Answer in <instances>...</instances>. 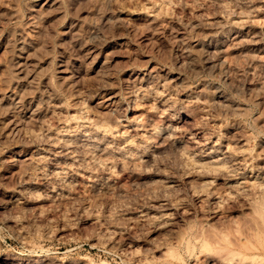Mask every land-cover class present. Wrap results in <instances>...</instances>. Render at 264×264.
I'll return each mask as SVG.
<instances>
[{
    "label": "rangeland",
    "instance_id": "1",
    "mask_svg": "<svg viewBox=\"0 0 264 264\" xmlns=\"http://www.w3.org/2000/svg\"><path fill=\"white\" fill-rule=\"evenodd\" d=\"M263 196L264 0H0V264H222Z\"/></svg>",
    "mask_w": 264,
    "mask_h": 264
},
{
    "label": "bare ground",
    "instance_id": "2",
    "mask_svg": "<svg viewBox=\"0 0 264 264\" xmlns=\"http://www.w3.org/2000/svg\"><path fill=\"white\" fill-rule=\"evenodd\" d=\"M30 3V2H29ZM73 3V2H72ZM32 6V5H31ZM83 6V5H82ZM26 8V7H25ZM31 9V8H30ZM80 9V7L78 8V10ZM40 15V14H39ZM16 19V18H15ZM20 19V18H19ZM110 21V20H109ZM108 21V22H109ZM243 21V20H242ZM239 24V23H238ZM241 27V26H240ZM52 38V37H51ZM93 38V37H92ZM98 38V37H97ZM19 41V40H18ZM96 41V40H95ZM12 43V42H11ZM18 44V43H17ZM12 45V44H11ZM96 45V44H95ZM13 46V45H12ZM32 47V46H31ZM19 48V47H18ZM24 48V47H23ZM26 48V47H25ZM41 48V47H39ZM29 49V48H27ZM44 49V48H43ZM25 49H22V51H24ZM21 51V50H20ZM12 52V51H11ZM37 52V51H35ZM20 54V53H19ZM31 54V53H30ZM32 55V54H31ZM36 55V54H35ZM40 58V56H37ZM15 58V57H14ZM42 58V57H41ZM40 58V59H41ZM18 59V57H17ZM106 60V59H105ZM108 60V58H107ZM15 62V60H14ZM18 62V61H17ZM20 63V62H18ZM26 63V62H25ZM21 64V63H20ZM18 64V66L20 65ZM24 64V63H23ZM27 64V63H26ZM25 64V65H26ZM12 65V64H11ZM10 65V66H11ZM17 65V63H16ZM35 65V64H34ZM15 66V65H14ZM17 66V68H18ZM32 66V65H30ZM37 66V65H36ZM13 67V66H12ZM16 68V67H15ZM24 68V67H23ZM22 69V68H21ZM29 69L27 68L25 72H28ZM13 71V70H12ZM31 71V70H30ZM41 71V70H40ZM14 72V71H13ZM21 72V71H20ZM16 73V72H15ZM29 73V72H28ZM35 73V72H34ZM23 74V73H22ZM26 74V73H25ZM24 74V75H25ZM23 75V76H24ZM30 76V74H29ZM39 76V75H38ZM26 77V76H25ZM48 77V76H47ZM16 78V77H15ZM16 79H20L22 80L20 77L16 78ZM36 79V78H35ZM46 79V77H45ZM48 80V79H47ZM6 83V82H5ZM17 83V82H16ZM36 83V82H35ZM49 84V82H48ZM29 85V84H28ZM30 86V85H29ZM42 86V85H41ZM44 86V85H43ZM59 86V85H58ZM31 88V87H30ZM33 89V88H32ZM26 90V89H25ZM37 90V89H36ZM47 90V89H46ZM34 91V90H33ZM43 91V89H42ZM28 92V91H27ZM30 92V91H29ZM23 94V93H22ZM21 94V95H22ZM51 94V93H50ZM53 95V94H52ZM55 95V94H54ZM51 96V95H50ZM18 97V96H17ZM22 97V96H21ZM41 97V96H40ZM21 99V98H20ZM22 99H24L22 97ZM22 101V100H20ZM18 102V101H17ZM36 104V103H35ZM38 104V103H37ZM16 107V105H15ZM37 109V108H35ZM234 109V108H233ZM18 111V110H17ZM34 111V110H33ZM5 112V111H4ZM85 115V114H83ZM248 115V114H247ZM75 116H78V115H74ZM34 117V116H33ZM73 119H77V118H74ZM79 117V116H78ZM86 118V117H85ZM83 119V118H82ZM87 119V118H86ZM254 123V122H253ZM256 123V122H255ZM69 129V128H68ZM108 129V128H107ZM159 130V129H158ZM109 131V130H108ZM105 132V130H104ZM159 132V131H157ZM250 136V135H249ZM130 144H132L130 142ZM138 149V148H137ZM122 151V150H121ZM236 158V157H235ZM252 168V167H251ZM249 182V181H248ZM255 184V183H254ZM252 184L253 187H256L257 185H254ZM261 184V183H260ZM263 187V186H262ZM264 197V196H263ZM258 199V198H257ZM264 200V199H263ZM255 201V200H254ZM253 201V202H254ZM260 202V201H259ZM262 203V202H261ZM250 235V234H249ZM257 235V234H256ZM251 237V236H250ZM250 237L249 239H245L244 242H237V243H234V244H230V245H227L224 249H219L221 251V254L219 255L220 257V262L222 264H264V249H261L262 247L264 248V242H262L260 245L258 244H255L253 243L251 240H250ZM253 237V236H252ZM244 239V238H243ZM262 240H264V238H262ZM226 241V240H225ZM233 243V241L231 242ZM217 245V243H216ZM189 246V244H188ZM222 246V245H221ZM193 247V246H192ZM215 251V250H214ZM212 250H210L209 252H214ZM219 252V251H218ZM209 254V253H208ZM215 254V253H214ZM217 254V253H216ZM218 256V254H217ZM218 258V259H219ZM213 260V259H212Z\"/></svg>",
    "mask_w": 264,
    "mask_h": 264
}]
</instances>
